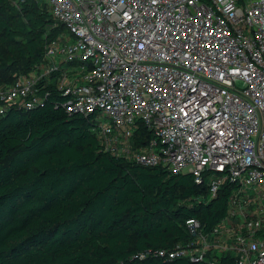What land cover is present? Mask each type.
Masks as SVG:
<instances>
[{
    "label": "built area",
    "instance_id": "obj_1",
    "mask_svg": "<svg viewBox=\"0 0 264 264\" xmlns=\"http://www.w3.org/2000/svg\"><path fill=\"white\" fill-rule=\"evenodd\" d=\"M47 3L66 33L44 65L0 86V115L33 109L37 83L53 85L69 114L90 119L102 151L190 174L212 198L229 185L217 225L190 220V238L155 255L264 264V0Z\"/></svg>",
    "mask_w": 264,
    "mask_h": 264
},
{
    "label": "trees",
    "instance_id": "obj_2",
    "mask_svg": "<svg viewBox=\"0 0 264 264\" xmlns=\"http://www.w3.org/2000/svg\"><path fill=\"white\" fill-rule=\"evenodd\" d=\"M63 33L47 0H0V86L44 65ZM43 86L33 109L0 115V264H190L155 253L188 240L190 220L217 225L229 185L212 198L190 174L102 151L90 119Z\"/></svg>",
    "mask_w": 264,
    "mask_h": 264
}]
</instances>
